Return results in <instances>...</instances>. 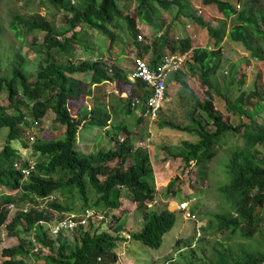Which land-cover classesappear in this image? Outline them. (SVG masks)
I'll return each instance as SVG.
<instances>
[{
	"label": "trees",
	"instance_id": "16d2710c",
	"mask_svg": "<svg viewBox=\"0 0 264 264\" xmlns=\"http://www.w3.org/2000/svg\"><path fill=\"white\" fill-rule=\"evenodd\" d=\"M125 1L135 2L132 15L121 8V0H87L83 8L67 0H39L40 6L61 14V22L38 14L12 16L9 30L19 42L30 37V45L35 46L34 34H44L38 47L44 58L37 62L32 73L26 70L28 61L20 54H12L7 61L0 56V96L5 95L7 101L6 106L0 104V134L4 133L0 149V187L12 193L0 195V229L5 228L10 237L17 239L15 246L1 249L2 264H29L28 261L33 264H117V246L127 241L120 225L126 214L124 199L128 207L133 206L142 213L140 230L129 233L128 240L157 250L162 237L174 226V212L156 204L148 207L156 200L153 169L148 152L136 146L134 136L135 127L146 121L140 116L145 108L133 109L127 101L122 106L111 103L109 110L104 97L93 95L94 90H91L95 86L99 91L103 84L117 81L123 88L129 86V100L137 96L141 102L147 99L143 83L129 81L119 66H111L110 58L103 56L104 50L110 53L117 42L123 41L122 33L128 35L126 45L138 51L137 58L144 59L150 49L153 51L152 69L157 67L165 48L169 47L172 54H187L190 72L205 88L204 96L201 92L196 95L182 69L168 79V85L171 81L178 83L181 93L186 95L192 124L160 120L158 126L196 138L195 142L183 141L182 152L164 148L168 158L180 159L183 176L198 172L204 175V166L217 155L228 135H238L243 142L229 152L225 165L227 182L217 188L226 210L214 214L209 222L214 228L212 234L240 242L228 247L219 243L220 248L214 250L207 262L196 259L195 251L189 249L180 253L177 260L170 259L168 264H264V247L252 248L245 243L255 238L263 220L256 211L264 205V162L254 151L264 145V123L258 125L254 121L261 108L259 88L254 84L250 92L241 91L233 102L227 96L228 90L222 93L216 87L217 75L224 64L222 42L225 38L242 46L249 59L264 65V12L257 10V0H242L240 10L228 0H202V17L192 14L185 0ZM160 12L173 16L172 20L179 16L191 19L206 30L212 48H192L186 39L169 41L170 23L160 17ZM140 23L152 30L155 39L150 45L138 42ZM163 30L164 34L157 37ZM2 33L0 22V38ZM97 38L103 43L99 46L101 51L96 47ZM78 52L88 56L82 59ZM132 71L133 68L128 76ZM237 77L235 72L229 84L242 85L245 79ZM215 97L224 101L226 111L244 117L246 122L232 125L227 116L215 109ZM253 99H256L254 103ZM23 107L29 111L24 112ZM49 115L55 124L52 129L58 135L44 139L43 130L33 133V126ZM128 119L130 125L126 122ZM87 125L103 131L113 148L88 154L80 152L76 148V136L83 133ZM208 126L214 131L207 130ZM32 156L34 170L25 178L20 170L32 164L28 159ZM180 185L177 175L168 183L166 194L174 195ZM62 189L69 193L76 191L81 203L77 213L73 214L68 206L51 202L43 209L31 206L17 211L7 222L8 206L44 201ZM86 211L92 213L87 226L51 235L55 225L66 219H83ZM110 213L112 217L107 222L105 218ZM98 214L108 223L107 231L94 229L91 220ZM56 215L59 218L55 220ZM69 236L74 237L73 245L68 242ZM34 243L39 246L38 253L33 251Z\"/></svg>",
	"mask_w": 264,
	"mask_h": 264
},
{
	"label": "rangeland",
	"instance_id": "374dc122",
	"mask_svg": "<svg viewBox=\"0 0 264 264\" xmlns=\"http://www.w3.org/2000/svg\"><path fill=\"white\" fill-rule=\"evenodd\" d=\"M71 5L77 6L79 8H83L87 0H67ZM237 10L242 9V0H228ZM256 6L257 10L264 12V0H257ZM185 2L189 6V10L192 14L197 16H203L204 6L202 0H185ZM136 4L127 3L125 0H121V8L124 9L126 13L133 14L134 8ZM18 14L20 16L24 15H35L38 14L42 17L49 16L52 17L55 22H61L62 15L47 9V7L40 6L39 0H0V22L3 28V33L0 38V56L4 57V60L7 61V58L12 54L18 53L23 58L28 61L26 70L28 72H35L37 67V62L44 58V55L40 53L38 47L41 45L44 34L41 32H36L34 36L37 39V43L35 46L30 45V37L26 38L24 42H19L14 35L9 30V24L11 22L12 16L14 14ZM160 17L165 19L166 21L171 20L170 29L167 33V39L169 41H180V40H188L190 42V46L192 48H212V44L210 40L207 43V35L202 32L198 25L193 23L191 19H187L183 16H179L178 18L172 20L173 16L160 12ZM174 14V12L172 13ZM210 14V13H209ZM211 15V14H210ZM213 16V15H211ZM213 17H218L214 15ZM214 22V21H213ZM212 24V23H211ZM139 26V25H138ZM145 26H139L138 31L141 35L140 42L141 45L148 44V36L143 35L145 30ZM79 28L76 29L78 31ZM152 31V30H151ZM205 31V30H204ZM147 32V31H146ZM201 32V33H200ZM206 32V31H205ZM145 34V32H144ZM152 35V34H150ZM199 35V36H198ZM123 41L117 42L118 48H121L122 51H127L128 47L126 44L128 35L122 33ZM124 40H126L124 42ZM223 44V54H224V64L222 65L217 78H216V87L217 90L225 93L228 90V97L235 102L238 98V95L242 92L248 93L253 89V85L257 84L259 88L260 98L259 106V114L254 117V121L256 124L264 123V65L262 62L255 61L249 59V55L242 46L235 44L232 41H229L225 38L222 42ZM102 46L103 43L100 42V39H96V47L98 51L102 49L99 46ZM169 48V47H168ZM163 49V55L166 56L171 54L169 49ZM136 50V49H135ZM105 55L108 58L112 59L111 51L110 53H106ZM40 53V54H39ZM80 58H86L90 51H88L87 56L81 55L78 52ZM103 53V54H104ZM115 53V51L113 52ZM137 52L135 51L134 60L137 59ZM178 54V53H176ZM188 61L183 65L182 70L187 78L188 84L193 92L198 95L201 92V96H204L205 88H203L197 77L190 72V64L189 58ZM234 67V71L232 70ZM7 68V67H4ZM235 72L238 74V79L244 78L245 81L242 85H238V83H231V80L235 78ZM2 72L0 71V74ZM192 75V76H191ZM237 76V75H236ZM191 77V78H190ZM96 89V88H95ZM129 86L122 87L117 81L108 82L103 84L100 87V90L103 91L104 98L106 99V103L110 106L111 103L114 104L116 101L119 104L125 105L129 100ZM94 90V89H93ZM204 90V91H203ZM97 92V90H96ZM99 92V91H98ZM99 96V93L97 94ZM127 97V99H126ZM120 98V99H119ZM186 95L181 93L180 85L176 82H172L170 87H167V94L165 97V102L163 104L161 113L157 120H147L142 125H137L135 127V143L136 146H139L146 150L149 154L150 165L153 169V186L156 189V200L155 204L157 207H166L170 212H174L176 216V222L172 229L168 233H166L162 237L161 247L157 250H151L140 243L130 242L128 240L122 243H119L116 249V253L119 256L117 264H126L125 262L128 260H133V264H148L150 258L154 256L152 259L153 262L157 264H168L170 259H178V255L187 250L195 251V258L200 260L202 263L207 262V259L212 258L215 249L220 248L219 243H222L225 247L230 245L237 244L240 240L232 239L227 240L225 235H214L211 233L212 225L209 226V222L213 219V215L216 213H222L226 209L224 204L222 203L219 195L217 193V188L225 184V165L227 163V158L229 156V152L231 149L235 147L242 146V139L238 135H228L224 138L222 142V146L220 147L217 155L206 164L204 169V175H201L200 172L198 174H194L192 176H183L181 173V164L180 159H172L168 158L166 153L167 148L172 151L182 152L181 151V143L183 141L187 142H195L196 138L194 135H190L187 133H182L178 131L171 130L169 128H159L158 121L160 120H169L175 124L182 125H190L192 124L191 120H189L190 109L188 107V103L186 102ZM256 99H253V103ZM214 107L216 110L224 114L228 117L229 122L232 125H238L246 122L244 117H239L232 115L230 112L225 110L224 101L215 97L214 99ZM0 104L4 106L7 105L5 95L0 96ZM91 106L90 102L87 103L89 108ZM108 106V108H109ZM24 108V112H28L29 109ZM253 109L254 107H250ZM257 108V107H256ZM110 109V108H109ZM258 110V108H257ZM89 111V109L87 110ZM195 116L198 118V114L195 113ZM27 118L30 120L32 117L30 114L27 115ZM50 115L47 116L45 120H43L40 124L34 123L33 133L38 130H43L41 136L44 139L49 137L57 136L58 132L54 131L55 124L51 122ZM127 124L130 125L131 121L126 120ZM97 128V127H95ZM207 130L214 131L212 126H208ZM30 132L29 134H31ZM79 132L76 136V148L85 154L90 152L97 151L99 149L109 150L113 148V144L108 136L104 134L103 131L97 129H90V126L87 125L84 132L80 135ZM33 135V134H31ZM4 133L0 134V149L3 146L4 142ZM124 136L121 135V138ZM134 139V137H133ZM165 148V149H164ZM256 155L263 160L264 162V145L257 146L254 149ZM31 163H35V158H28ZM179 175L180 178V189L172 195L166 194L165 190L168 183L175 178V176ZM4 193L12 194L7 190H4L0 187V195ZM15 192H13L14 194ZM190 198H195L196 203L191 207L190 214L180 212L177 206L181 201L187 200ZM57 202L60 205L68 206L72 209V213H77L78 208L81 206L80 201L77 198L76 191H72L71 193L67 192V190L62 189L56 193H54L49 199L44 201L32 202L29 204H22L21 206H8L9 222L15 213L20 210H25L28 207H36L39 209H43L47 207L48 203ZM123 209H125L126 214L123 216L124 219L120 221V225L123 227H129L131 231L137 232L142 225V213L140 210H136L135 207H128V203L122 200ZM258 217L262 218V222L258 227L257 234L255 238L250 241H246L245 243L251 245L252 248H263L264 247V205L262 208H259L256 211ZM99 216H95L91 222L93 223V227L95 230L99 232L108 230V223L112 217V214L106 215L105 220H102V214H98ZM55 220L59 218L56 215ZM215 224L216 222L213 220L212 222ZM126 231V229L124 228ZM125 234H122L124 237ZM74 237L69 236V244L73 245L72 239ZM124 238H127L124 237ZM17 244V239L14 237H10L5 228L0 229V251L2 248H8L11 246H15ZM54 246L58 247L57 244ZM153 255V256H152ZM146 258H149L146 260ZM128 259V260H127ZM29 264H33L31 261H28ZM0 264H2V260L0 258Z\"/></svg>",
	"mask_w": 264,
	"mask_h": 264
},
{
	"label": "built area",
	"instance_id": "2783aa9c",
	"mask_svg": "<svg viewBox=\"0 0 264 264\" xmlns=\"http://www.w3.org/2000/svg\"><path fill=\"white\" fill-rule=\"evenodd\" d=\"M141 36L138 37L140 40ZM188 59L187 54H169L162 56L159 64L155 69H152L148 62L144 59H135L133 71L129 76L131 82L140 81L145 85V90L148 92L147 99L141 102L139 98H133L130 100V107L133 109H138L140 106L145 108L144 112L140 115L147 120H156L162 110L163 104L165 102V97L167 94V82L171 74H175L180 71L183 65ZM16 166V165H15ZM34 170V164H30L29 167L21 169V174L27 178L31 172ZM188 173V172H186ZM196 203L195 198H190L183 200L177 206L178 210L183 213L190 214L191 207ZM155 202L148 205L151 207ZM92 216L89 211L85 212L84 218L80 220L66 219L57 225H55L51 230V235L56 236L60 231H74L78 226H87V219ZM74 217V215H71ZM94 218V217H93ZM92 218V219H93ZM33 251L38 253L39 246L34 243Z\"/></svg>",
	"mask_w": 264,
	"mask_h": 264
},
{
	"label": "crops",
	"instance_id": "0c3cea01",
	"mask_svg": "<svg viewBox=\"0 0 264 264\" xmlns=\"http://www.w3.org/2000/svg\"><path fill=\"white\" fill-rule=\"evenodd\" d=\"M216 18H218V17H216ZM169 23H171V20H169L168 21V24ZM194 23V22H193ZM215 24V22H212V25H214ZM145 26V30H144V32H145V34H144V32H143V35H146V36H148V39H150L149 41H148V45H150L151 43H152V40H154L155 38L153 37V33H152V31H151V28L149 27V26H147V25H145V24H139V26ZM197 25V24H196ZM138 26V27H139ZM200 28V27H199ZM200 30L202 31V32H204L206 35H207V32H205L206 30L205 29H202V28H200ZM205 30V31H204ZM147 31V32H146ZM140 32V31H139ZM162 33L164 34V30L160 33V34H158V36L157 37H159L160 35H162ZM201 33V32H200ZM150 34H152V35H150ZM199 36V35H198ZM225 40V39H224ZM208 41H209V37H208V35H207V43H208ZM211 43V42H210ZM212 44V43H211ZM127 46V45H126ZM128 47V50L127 51H122L121 50V48H118V45L116 44V46L114 47V49L112 50L113 52L115 51V53H111V55H112V59L110 58V62H108V64H110L111 66H115V65H117V66H119L122 70H123V72L124 73H126V75H127V78H128V80L130 81V79H129V76H128V74L131 72V70H132V68H133V64H134V62H133V60H131V59H134V54H135V51L138 53V51L137 50H135V49H133V48H130L129 46H127ZM222 47H223V44H222ZM167 49V48H166ZM208 49H210V48H208ZM162 55H163V51H162V53H161ZM137 56H138V54H137ZM153 59V51L150 49L149 51H148V53H147V55H145L144 56V60L146 61V62H148L149 63V65H150V62H151V60ZM160 62V61H159ZM159 64V63H158ZM151 67V66H150ZM172 75V74H171ZM169 76V78H172V76ZM168 78V79H169ZM173 81H171V82H169V85H168V82H167V86H169L170 87V84L172 83ZM122 87H123V84H122ZM94 89V91H93V95H97L98 93H99V96H104V93H103V91H101L100 90V88H99V92H98V89H95V86H93V87H91V90H93ZM96 90H97V92H96ZM146 92H147V90H145ZM148 93V92H147ZM128 97V96H127ZM127 97H126V99H127ZM136 98H139L140 99V97L139 96H137ZM105 100L107 99V98H104ZM120 99V98H119ZM117 102V101H116ZM118 103V102H117ZM108 104V103H107ZM119 104V103H118ZM119 105H121L122 106V104H119ZM109 106V105H108ZM108 106H107V108H108ZM89 107H90V105H89ZM109 108H111V105L109 106ZM108 108V109H109ZM110 110V109H109ZM90 129H91V127H90ZM93 130L94 129H97V128H92ZM82 133H80V135H81ZM78 135V134H77ZM195 205V204H194ZM124 219V218H123ZM130 227V226H129ZM129 227H123V229L125 228L126 229V231L124 230V232L122 233V234H125L124 235V237H126L127 236V240H128V238H129V233H133V231H131L130 230V228ZM141 228V227H140ZM140 230V229H139ZM138 230V231H139ZM130 242H132V241H130V240H128V243H130ZM153 256V255H152ZM119 257V256H118ZM154 258V256L153 257H151L150 258V261H149V263L148 264H157V263H155V262H153V259ZM149 258H146V260H148ZM128 260V259H127ZM126 264H133V260H128V261H126L125 262Z\"/></svg>",
	"mask_w": 264,
	"mask_h": 264
},
{
	"label": "clouds",
	"instance_id": "9594fccd",
	"mask_svg": "<svg viewBox=\"0 0 264 264\" xmlns=\"http://www.w3.org/2000/svg\"><path fill=\"white\" fill-rule=\"evenodd\" d=\"M235 8H239L238 6H235ZM237 10V9H236ZM197 16V15H196ZM172 54V53H171ZM174 54V53H173Z\"/></svg>",
	"mask_w": 264,
	"mask_h": 264
}]
</instances>
